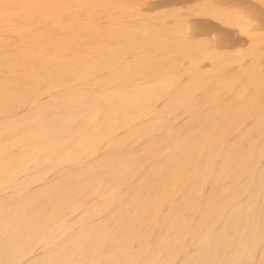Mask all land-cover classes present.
Here are the masks:
<instances>
[{
  "label": "bare ground",
  "instance_id": "obj_1",
  "mask_svg": "<svg viewBox=\"0 0 264 264\" xmlns=\"http://www.w3.org/2000/svg\"><path fill=\"white\" fill-rule=\"evenodd\" d=\"M148 1L0 0V195L4 192L2 188L6 189L10 181L15 182L17 176L33 172L32 175H27L29 179L21 176L27 179V183L13 185L17 189L11 190L15 198L19 194L25 193L22 199L29 195L23 201L19 200L22 203L18 202L17 205V202L10 200V204H6L5 192V202L0 199V238H7L3 241L8 240L3 248L6 252L11 250V256L12 252L15 253L12 251L15 245L18 250L21 248L22 243L18 246L16 240L21 241L25 233L28 234L25 231H34L36 234L35 230L40 228L37 231L40 234L41 227H47V230H43L48 231L46 234H52H48L49 236L59 234L58 238L60 235L64 238L55 239L51 244V241L47 242L50 247L46 249L48 252L41 251V254L33 256L31 264H139L144 259L148 260L146 264H155L160 261L162 255L164 257L165 254L179 250L178 246L184 238V233L189 229L188 224L192 223H185L188 221L186 217L187 220L183 222L182 216L197 206L196 192L200 191L198 188L202 181L207 179L209 183L208 178L214 176L216 179L220 176V179V174L231 171L234 173V169L242 162L238 161L239 157L246 150L251 152L254 148L253 145L251 150H245V146L253 143H256L253 152L256 151L261 160L260 167L256 166V174L261 173L255 179L261 178L262 174L263 179H259L260 182L262 180V188L260 182L258 186L264 189V0H257L259 10L256 16V39L255 36L253 38L254 34H249L250 29L246 25L242 27L240 19L244 12H237L238 9H243V5L239 6L240 8L236 5L237 10L234 7L233 10L224 0H201L194 1L197 3L189 7V10L186 8L190 15L209 17L225 26H239L241 34L249 37L246 50L240 47L243 49L242 53L239 52V56L232 59L228 58L229 55L226 57L216 53L214 49L217 47L215 44L212 46L210 41L187 37L184 29L188 28L191 22L186 21L187 16L183 17V14L180 16L178 13V21L169 27L170 25L160 23L161 15L158 16L157 12L153 11L154 8L151 13L155 14H151L149 8L146 11L150 14L144 12L143 8H146ZM169 10L168 12H171ZM177 11L185 12V9ZM247 17L252 18L249 15ZM250 19L249 21H252ZM255 50L256 58L252 65H245V60L243 64L242 57L253 55ZM205 60L209 65L200 67L201 62L204 63ZM232 66L236 67L231 69ZM256 70L257 78L254 79L251 75H255ZM176 113L178 118L174 116ZM185 114L189 118L187 116L188 120L182 123ZM171 115L177 119L176 128L174 126V130H166L165 135L161 133L164 135L162 137L159 132L168 126L171 127V122H174L171 121ZM168 116H171V119ZM168 118L171 122L166 123ZM246 122H250L251 127H257L254 128L257 129L256 139V132L249 136L251 138L247 137L245 132L251 127L247 126L248 123L245 124L246 127L243 126ZM247 133L251 134L249 131ZM233 134L235 136H232ZM229 135L235 138L233 142H224L226 137L231 138ZM142 140L143 142H140ZM253 140L255 141L252 142ZM244 164L243 168L236 169L238 172L230 173L231 180L240 183L245 174L253 177L256 170L250 166L252 163L246 162V166L249 164L251 167L250 170L246 169ZM53 166H57V169L53 170L57 174H54L56 180L45 184L47 178L44 181L43 178L53 172ZM249 171L252 174L249 175ZM228 175L229 173L227 177ZM51 176H47V181ZM222 180L227 183V178ZM42 181L44 184L38 186L37 183ZM35 183L38 188L31 190L29 187ZM11 184L10 189L13 188ZM219 185L215 184L212 188L209 184L208 192H214L215 187L218 192ZM229 186H223L226 190L223 188L221 194L222 190L218 192L220 195L211 197L210 200L207 198L210 196H207L206 200L203 199L209 195L207 191L203 198L198 199V203L202 199L206 203L203 206L198 204L200 211L195 209L199 211L196 215L200 217L195 219L196 226L192 227L190 234L196 241L202 240L201 244L203 239L209 242L208 245L206 242L205 247H201V251L192 259L188 258L190 262L186 263L203 264L199 261L201 253L215 255L222 247L224 250V242H227L229 236V222L225 221L227 218L222 220L223 222L217 220L220 219L221 213L219 218H216L215 213L218 210L215 209L224 202V207H221L226 208L225 198L230 193V197L237 195L235 200L239 201L238 193L235 195L232 189L228 191ZM234 188L236 187H233L236 192ZM239 190L237 192H240ZM244 190L245 188L243 192ZM7 191L5 197L9 200ZM181 191L182 195L176 200L175 197ZM256 193L259 195L261 191ZM202 194L203 192L199 196ZM165 200L170 204L176 201L177 205L173 208L174 205L171 204L173 209L170 207L169 217L167 216L169 221L165 222L166 225L162 224L164 228L159 226L162 231L157 232L151 239L149 235L153 230L149 231L150 228L147 227L151 225L153 229H157L154 225L158 223L154 217V220H148L151 222H147L149 225L146 223L148 226L144 228L143 222L150 215V210L156 211ZM248 200L243 203H248ZM257 201L254 202L255 205H258ZM12 202L15 204L11 205ZM233 203L234 201L232 205ZM236 203L237 207L234 205L233 208L227 209H233L232 214L241 216L243 206H239L237 201ZM254 203L247 208L253 209ZM260 205L259 207L262 206ZM67 209H72L71 214L82 212L83 217L81 214H74L79 216L78 219L81 218L80 221L77 219V224L80 223L84 228L82 232L77 230L80 234L72 235L69 230L61 228V218L70 215V210ZM212 209L215 211L212 213L213 217L208 214ZM35 210H42L44 214L36 216ZM11 211L13 215L9 214ZM164 215L166 216V212ZM151 216L152 214L149 217L153 218ZM232 216L235 218L237 215ZM90 217H101V221L96 227L92 226L88 223ZM230 217L229 220L233 218ZM241 217L242 219L238 218L243 221L244 217ZM255 217L258 223L259 216ZM194 218L195 216L193 221ZM237 219L236 221H240ZM247 219L249 220L247 217L243 222ZM74 220L76 221V218ZM75 221L72 220L74 225ZM251 221L253 224L254 220ZM93 222L95 223L94 220ZM221 222L224 227V223H228L225 233L227 237L225 236L226 241L223 243H219L214 237L221 232ZM232 223L230 225L233 230L236 225L233 226ZM245 226L242 229L245 230ZM248 226L249 224L246 227ZM237 228L235 227L236 230ZM22 229L25 232L23 236L20 233ZM235 229L233 231H236ZM242 229L238 230L240 234H234L243 238L241 232L246 231H241ZM35 234L33 233L35 237H39ZM42 235L45 234L42 232L40 237ZM230 235L229 237H234L233 234ZM235 238V242H232H241L240 238H237L238 241ZM252 238L254 239L253 236ZM244 241L245 244L250 242H246V238ZM25 243L30 244V241ZM133 244H137V248L133 247ZM229 246L232 249L234 247L233 243L228 244ZM236 246L235 256L243 248L239 244ZM231 254L228 255L232 260L234 255L230 256ZM14 255H9L8 258L12 260ZM8 258L6 260H9ZM211 260L215 261L214 257ZM220 262L222 263L219 260V264ZM237 262L240 263L238 257ZM216 263L218 264V260Z\"/></svg>",
  "mask_w": 264,
  "mask_h": 264
},
{
  "label": "rangeland",
  "instance_id": "obj_2",
  "mask_svg": "<svg viewBox=\"0 0 264 264\" xmlns=\"http://www.w3.org/2000/svg\"><path fill=\"white\" fill-rule=\"evenodd\" d=\"M151 1V2H150ZM194 1H197V2H199V1H201V0H153V2H152V0H149L147 3H146V8H143L144 9V12L146 11V9L147 8H149L148 10L150 11V13H151V10L153 9V11L156 13V14H158V16H160L161 18V21H160V23H162V24H165V25H170L169 27H171V26H173V25H175V23H176V21H178V17H180L181 15L180 14H183L184 16L183 17H186L185 19H187L186 21L189 23L190 21V23H189V25H188V28L186 27L184 30L186 31V36L188 37V36H190V37H196V39L197 38H199V39H204V41H210V42H212L211 43V45L213 44H215V47H217L216 49H214V50H216V53H218V54H223V55H225L226 57H228V55H229V57L228 58H236V57H238L239 55V52L240 53H242V50L243 49H245L246 50V45H247V42L249 41V37H246V35H243V34H241V32H240V30H239V26L237 27L236 25H231V26H229V25H226L225 26V24H223L222 22L220 23L219 21H217V20H215V19H212V18H209V17H199V16H197V15H190L189 14V12L187 11V10H189V7H192V6H194L197 2H194ZM225 1V3L227 4H229V6L230 7H236V5H237V7H241L242 5H243V9H241L240 7V9H238V12L237 13H239V10H242V12H244V18L242 17V19H240L241 20V24H242V27L244 26V25H246L248 28V32H249V34L251 33L252 35H253V38H254V36H255V39H256V37H257V27H258V25H257V23H258V18L256 17V16H258V10H259V2L257 1V0H227V2H226V0H224ZM233 2H235V3H233ZM232 3V4H231ZM241 3V4H240ZM232 6H231V5ZM233 4H234V6H233ZM256 4V5H255ZM188 5V6H187ZM189 5H191V6H189ZM144 6V7H145ZM246 6V7H245ZM159 7H161V8H159ZM169 7H171V8H169ZM172 7H174V8H172ZM156 8V9H155ZM159 8V9H158ZM185 9V12L184 11H177L178 9L179 10H184ZM186 8H187V10H186ZM233 8V10H237V8H235L234 9ZM246 8V9H245ZM167 9V10H166ZM169 9H171V10H169ZM176 9V11H177V13H176V11L174 12V10ZM146 11L148 14H150L149 13V11ZM168 10L169 11H173L172 12V15H171V12H168ZM246 11V12H245ZM159 12V13H158ZM180 12H183V13H180ZM189 14H187V13ZM241 12V11H240ZM155 13H151V14H155ZM178 13H179V15H178ZM251 13V14H250ZM175 14V15H174ZM177 14V15H176ZM187 14V15H186ZM240 14V13H239ZM255 14V15H254ZM250 16V17H252L251 19L249 18V17H247V16ZM253 15L255 16V18H253ZM166 16V17H165ZM192 16H193V18H192ZM166 19H165V18ZM173 17H176V18H173ZM246 18V19H245ZM170 19V20H169ZM190 19V20H189ZM249 19L250 20H252V21H249ZM164 20H165V23H164ZM174 20H175V22H174ZM189 20V21H188ZM239 20V21H240ZM159 21V20H158ZM172 21V22H171ZM255 21H257V22H255ZM166 22H167V24H166ZM250 22H252L251 23V25H250ZM254 22V23H253ZM169 23H171V24H169ZM173 23V24H172ZM191 23H192V26H191ZM195 24V25H194ZM240 24V23H239ZM246 26H244V27H246ZM254 26H255V28H254ZM192 29H191V28ZM196 27V28H195ZM228 27V28H227ZM236 27H237V29H236ZM241 27V26H240ZM251 27V28H250ZM190 28V29H189ZM253 28H254V30H253ZM251 29H252V32H250L251 31ZM256 29V30H255ZM190 31V33H191V35H189L190 33L188 32V31ZM184 31V32H185ZM193 31V32H192ZM193 33V34H192ZM197 33V34H196ZM201 35V36H200ZM251 35V36H252ZM202 37H206V38H202ZM194 38H192V39H194ZM251 38V40L253 39L252 37H250ZM206 39V40H205ZM210 39V40H209ZM255 39H253V41L254 42H256V40ZM253 42V43H254ZM212 45V46H213ZM240 47L242 48L243 47V49L241 50L240 49ZM245 47V48H244ZM214 48V47H213ZM221 52V53H219V52ZM223 52V53H222ZM235 52H236V54H235ZM256 50L252 53L253 55H251L252 57H254V59L251 57V56H245V57H242V59H241V62L243 63L244 62V60H245V65L247 64H249L248 66H250V65H252V63H253V61L255 60V58H256ZM234 53V54H233ZM232 55H235L234 57L232 56ZM246 60H247V62H246ZM202 64H200V67H207L208 65H209V62L208 61H204V63H203V61L201 62ZM243 63V64H244ZM203 65V66H202ZM234 67H236V66H234ZM233 66H232V68L231 69H233L234 68ZM254 72V71H253ZM257 70H256V72H255V75H251V77H255L254 79H256L257 78ZM252 74H254V73H252ZM252 78V80L253 81H255L254 79ZM251 79V78H250ZM252 80H249V81H252ZM177 114V115H176ZM176 114H174V116H175V118H178L179 116H178V113H176ZM186 116V118H187V114H185ZM172 116V115H171ZM171 116H168L170 119H171ZM174 116H172V120L171 121H173L174 120V122H171L170 121V119L168 118L167 119V121H166V123H168V121L169 122H171V127L170 126H168L166 129H163V130H161V132H159V134L163 137L165 134H166V132L168 131V129H170V130H174V126H175V128H176V121L175 120H177V119H175V118H173ZM178 116V117H177ZM185 117H183L182 118V120H181V122L183 123V122H185V121H187L188 120V118H189V116H188V118L187 119H184ZM185 120V121H184ZM173 123V124H172ZM247 123L248 122H246V123H244V125L243 126H245L246 127V125H247ZM246 124V125H245ZM242 126V127H243ZM247 126H250V122L248 123V125ZM255 126V125H254ZM251 127V126H250ZM252 127H253V125H252ZM252 127L250 128V130H246V134L248 135L247 137H249L250 135L251 136H253V134L252 133H254V132H256L257 131V129H254V128H257V127H253V129H252ZM173 128V129H172ZM248 128V127H247ZM249 129V128H248ZM167 130V131H166ZM249 131V133H251V134H248L247 132ZM164 132V133H163ZM164 134V135H162V134ZM158 134V136H160ZM256 134V136L254 135V139H256L257 138V132L255 133ZM229 136H231V135H229ZM232 136H235L234 134L232 135ZM231 136V138H229V137H226L225 138V140H224V142L226 141H228L227 143H229V141H230V143H232L233 142V139H235L234 137H232ZM228 138V140H226ZM249 138H251V137H249ZM231 139V140H230ZM255 140H253L252 142H254ZM140 142H143V140L142 141H140ZM254 145V150L256 149V143H253V144H251V145H249V146H245V150L246 149H249V150H251L252 148H250L251 146H253ZM253 149H252V151L250 152V151H248V150H246L245 151V153L244 154H242L239 158H240V160H238V161H242L243 163H245L244 164V167L246 166V162L247 163H252V165H250V166H252V169L255 171L256 170V168L258 167H260V163H261V160H260V158H259V156L256 154V151L255 152H253ZM248 152V153H247ZM252 152H253V154H252ZM249 153L251 154V155H249ZM247 154L250 156V158L248 159V157L249 156H247ZM256 154V155H255ZM246 155V156H245ZM256 157H255V156ZM254 156V157H253ZM253 157V158H252ZM254 159V160H253ZM256 159V160H255ZM246 161V162H245ZM251 161H253V162H251ZM239 162V163H240ZM240 163V166H237L235 169H234V173H236V172H238L237 170H239L240 168H243V163ZM249 166V164H247V168L246 169H248V170H250L251 169V167ZM257 166V167H256ZM54 167V166H53ZM249 167V168H248ZM253 167H255V168H253ZM70 168H72V167H70ZM257 168V169H258ZM57 169V166L56 167H54V168H52V171L53 170H56ZM237 169V170H236ZM253 170H252V173H253ZM55 171H53L52 173H48L47 175H45V178H43V181H44V179H48V177L49 176H51V174H52V176H53V178H51L52 180H50V178H49V181H47V179L44 181L45 182V184H49L50 183V181L51 182H53L54 180H56V177H55V175H57L56 173H54ZM251 171H249L248 173H249V175L250 174H252V173H250ZM256 172H257V170L253 173L254 175H256V176H254V175H252L253 177H254V179H253V177H251V175H250V177L248 176V174H245L246 176L245 177H247V179L244 177V175H243V179H241L240 180V183L239 182H235V181H233V180H231L230 179V177L229 176H231L230 175V173L231 174H234V173H232V171L231 172H226L227 174L229 173V175H228V177H229V179H230V182L228 181V177H227V174H225V173H223V174H220L221 175V177L222 178H220L219 179V177L217 176L216 177V179L214 178V176L213 177H211V178H208V179H210L209 180V183H208V181H206L207 179H205V180H200V181H202V183H201V188L199 187L198 188V190L200 189V191L199 192H196V194L198 195V197H196L195 199L197 200H194V201H196L197 202V206H195L194 208H193V210H191V211H186L185 212V215L183 214V222H185V219L187 218L188 219V221H186L185 223H189V221H192V223L190 222L188 225H190V226H188V228L190 229H188L187 230V232H189V233H184V238H183V240H182V242L180 243V245L177 247L179 250H177V251H175L174 250V253L172 252V253H169V254H165L164 255V257H163V255H162V257H161V259H160V261H158L157 263H155V264H180L181 262L183 263V264H188V263H186V262H190V260L189 259H192V257L196 254V253H198V252H200L201 251V247H205V244H206V242H207V244L206 245H208V242L209 241H207L206 239L204 240L203 239V244H201L202 243V240H198V241H196V239H194L192 236H191V234H190V231L192 230V227H194V226H196V220L195 219H198L199 217H200V215H199V217H198V215H196V213L198 214V212L201 210H199V205H204L205 203H206V201H204V200H206L207 198H209L208 200H210V198L212 197H214V196H217V195H220L222 192H223V190L225 189V187H226V185L227 184H229V185H227V187L226 188H228V186H229V189H228V191H230V189H232L231 191L232 192H234L235 193V195L238 193V197H240L239 198V201L238 200H235V197H237V195L236 196H233L234 197V200H232V198L233 197H230L231 195H232V193H230V194H228L227 196H228V198H227V196H226V198H225V201H226V203H227V205H226V208H222L221 206H223V205H225L224 203H222L221 204V206H219L218 208H216L215 209V211L216 210H218V211H216V213H215V216H216V218L218 217L219 218V213H221V217H220V219H217V220H220V221H222V220H224L225 218H227L225 221L227 222H229V226H227L228 225V223H224L225 224V227H224V225H223V221L221 222L222 223V226L225 228H223L222 226H220V229H221V232L219 231L218 233H217V237L216 236H214L215 238H217L216 240L218 241L219 240V243L221 242V243H223V241H226V238H225V236H226V226H227V229H229V230H231V231H229V230H227V236L229 235V236H231L230 234H233L234 235V237L233 238H235V240L236 241H238V239H239V242L241 243H238L239 244V246L241 245L243 248L241 249V251H239L238 252V255L236 254V256L234 255L235 254V251H236V248L234 249V247L236 246V244L234 243L235 241H234V239L233 238H231V237H229L228 236V238H227V242H224V250H223V247H222V249H219L218 250V252L215 254V255H211L210 253H208V252H204V253H201L200 254V257H199V261L200 262H202L203 264H217L216 263V261L218 260V264H219V260L220 261H222V263L220 262V264H229L228 262H231L230 264H235L236 263V261H237V257L239 258V262H240V260H244V261H241L240 263H236V264H264V210H261L262 208L264 209V202H262L263 200H264V194H263V191H264V189H260V183H261V188H262V180H261V182H260V180L259 179H263V176H262V174H260L261 175V178L259 177V179L257 178V179H255V177H257V175H259V173H261V172H259L258 174H256ZM33 174V172L32 173H30V174H25V175H23V174H20L19 176H17L18 178H16V180L18 181L17 183H16V180H15V182L14 181H10V184L12 185L11 187H13L14 188V186L13 185H16V184H19L20 182H26L27 183V179H29L28 178V176L29 175H32ZM50 174V175H49ZM55 174V175H54ZM24 177H26L27 179H23L22 177L23 176ZM28 175V176H27ZM224 175V176H223ZM22 176V177H21ZM48 176V177H47ZM216 176V175H215ZM44 177V176H43ZM225 177V179L227 178V183H225V180L223 181L222 179ZM22 178V179H21ZM21 180V181H20ZM24 180V181H23ZM248 180V181H247ZM249 180H250V182H249ZM253 181V183H252V181ZM258 180V182H256V181ZM43 181L42 182H40V183H37L38 184V186H40V185H42V184H44L43 183ZM47 181V182H46ZM206 181V182H205ZM215 182V184H217V185H219L220 186V189L218 188V192H220L221 190V192H220V194L217 192V189H216V187H215V189H214V192H213V190H211V192L213 193V196H211L212 195V193H210V192H208V191H210L209 190V188H210V186L212 185V184H214V182ZM221 181H222V183H221ZM241 181H243V183L241 182ZM244 181H247V182H244ZM14 182V183H13ZM55 182V181H54ZM205 182V183H204ZM224 182V183H223ZM236 184H235V183ZM249 182V183H248ZM254 182H256V183H254ZM260 182V183H259ZM42 183V184H41ZM212 183V184H211ZM219 183V184H218ZM241 183L243 184V185H241ZM245 183H247L249 186H250V184H252L250 187H252V188H250L247 184H245ZM257 183H259V184H257ZM10 184L8 183L7 184V186L5 187L6 189H4V188H2L3 190H4V195L5 196H7L6 195V190H8L7 191V194L9 195L8 196V199H9V197H10V199L9 200H7V197H5L4 196V198H6L5 200H6V204H10V202L11 201H14V202H17L16 204L18 205V202H19V200H24V199H26L27 198V196H29V195H27L24 199H22L23 198V196L22 195H25V193L24 194H19L16 198H15V195L14 194H12L13 192L12 191H14L15 189H17L16 187L13 189V188H11L10 189ZM209 184H210V186H209ZM214 184V185H215ZM222 184H226V185H223V186H225V187H223L222 186ZM232 184H233V186H232ZM33 185V184H32ZM203 185V186H202ZM205 185H207L206 187H204ZM214 185L213 186H211L212 188H214ZM259 185V186H258ZM16 186H19V185H16ZM34 186V187H33ZM33 186H30L29 188L31 189V190H34L35 189V187H37L38 188V186L36 185V183L33 185ZM237 186L240 188V190H239V188H237ZM257 186H258V188H257ZM233 187H236V188H234V189H236V192L233 190ZM29 188L27 189L28 191H29ZM34 188V189H33ZM205 188H206V190H205ZM211 188V189H212ZM224 188V189H223ZM242 188V189H241ZM245 188V190H244V192H243V189ZM246 188H248L249 190L247 191V189ZM204 189V190H203ZM240 191V192H237L238 190ZM254 189H256V190H254ZM259 189V190H258ZM1 190V189H0ZM12 190V191H11ZM197 190V191H198ZM226 190V189H225ZM241 190H242V192L244 193V195L242 196L241 195ZM208 192V194L209 195H206L205 196V194H207V192ZM254 191V192H253ZM260 192L261 191V194L260 193H258L259 195H257V193L256 192ZM11 193V194H9V193ZM32 192V191H31ZM182 192L183 191H181V193H177L178 195L175 197V199L177 200V199H179L178 197H180V195H182ZM203 192V194H202V196H199V195H201V193ZM215 192H217V194L215 195ZM3 193H1V197L2 198H0L1 199V201L4 203L5 202V200H4V198H3ZM199 193V194H198ZM242 193V194H243ZM248 193V195H246V194ZM251 193H256V195H251ZM10 195H12V196H10ZM176 195V194H175ZM240 195V196H239ZM249 195H251L252 197L254 196L255 198H256V200H254L253 201V199H254V197L253 198H251V196H249ZM205 196V197H204ZM207 196H210V197H207ZM256 196H258V198L256 197ZM261 197V199H260V197ZM13 199H12V198ZM21 197V199H19ZM200 197V198H199ZM204 197V198H203ZM207 197V198H206ZM230 197V198H229ZM243 197V198H242ZM244 197H245V199H244ZM246 197H249L248 199L249 200H251L252 199V201L250 202ZM201 198H203L202 200L204 201H202V200H200V203H198L199 201H198V199H201ZM211 198V199H212ZM4 201H3V200ZM15 199H17V201L15 200ZM174 199V200H175ZM227 199H230V200H232V201H230V200H227ZM238 199V198H237ZM240 199H242V200H240ZM11 200V201H10ZM207 200V201H208ZM246 201L247 202V200H248V203H246V204H244L243 203V201ZM258 200V201H257ZM22 201L21 202H19V204L20 203H22ZM201 201H202V203H201ZM234 201V203H233V205H232V202ZM236 201L237 202H239L238 203V205L239 206H243L242 208H243V212H242V214H241V216H243L244 217V219L246 220V218L248 217L249 218V220L247 219V224H245L246 222H243V221H245L244 219H243V221L241 220L242 219V217L241 216H239L237 213H233L232 214V210L233 209H229V211H228V209H227V207H231V208H233V206L235 205V207H237L236 205H237V203H236ZM244 201V202H245ZM255 201H257V204L258 205H255ZM14 202H12V204L11 205H13V203ZM164 202H166V200L165 201H162V203H164ZM176 201H174V202H171V204L172 205H174L173 206V208L177 205V202H176V204H174ZM230 202V203H229ZM243 204H242V203ZM250 202V203H249ZM255 202V203H254ZM259 202V203H258ZM261 202V203H260ZM160 204V205H162V206H159L157 209H156V211L155 210H150V212L151 213H149L150 215L152 214V216L151 217H153V218H150L149 216H147L146 217V221L145 222H143V227L144 226H148L149 224L147 223V222H151L152 220H154V217H155V221H157L156 223H158V224H155L154 225V228H155V226L157 227V229H159L160 228V230H158L157 231V229L155 228V229H153V227H151V225H149L150 227H147L148 229L150 228V230L149 231H151V230H155L154 231V234H153V231H151L152 233H150V235H149V237H151V239L152 238H154V236L155 235H157L158 233L157 232H161L162 230V228H164L165 226L164 225H166V223L169 221V213H170V211H171V208H172V205L170 204V202L169 203H164V204ZM253 203H254V207H253V209H251V210H249L248 208H249V206L252 204L253 205ZM15 204V203H14ZM170 204V205H169ZM194 204V203H193ZM199 204V205H198ZM241 204V205H240ZM259 204H261L260 206L262 207H259ZM163 205H164V207H163ZM194 205H196V203L194 204ZM194 205H192V206H194ZM230 205V206H229ZM167 206H169V208L167 207ZM247 206H248V208H247ZM256 206V207H255ZM160 207H162L161 209H160ZM198 207V208H197ZM224 207V206H223ZM244 207H246V208H244ZM164 208H168L167 210H165ZM172 208V209H173ZM200 208H201V206H200ZM251 208V207H250ZM259 208V209H258ZM117 209V208H116ZM158 209H159V211L161 210V212H159L158 211ZM195 209H198L197 211L195 210ZM220 209H222V210H224V211H222L221 212V210ZM247 211H246V210ZM255 209H257L258 211L259 210H261V211H256ZM45 209H43V211H44ZM67 210H70V211H68V212H70V213H68V214H70V215H68L67 214ZM65 212H66V214L69 216V217H71L72 218V220L73 221H75L74 219L76 218V221L74 222L76 225H78V226H76V225H74L73 224V222H72V220H71V218H68V216L66 217V215H65V217L64 218H67V219H70V221L69 220H67V219H64V218H61V225H63L61 228L62 229H66V230H69L71 233H72V235H77V234H80V232H82V231H84V228H82V226H81V224L80 223H78L77 224V222H79L80 221V219H78L79 218V216H80V214H81V216L83 217V214H82V212L79 214V212L80 211H76V209H75V211H76V214H78L79 216H75L76 214L75 213H73V214H71L72 212H71V210L72 209H67ZM115 210V209H114ZM169 210V211H168ZM214 209H212V211H213ZM231 210V211H230ZM255 210V211H254ZM35 211H37V212H35L34 213V215H36V216H40V214L42 213V214H44L43 212H42V210H41V212L39 211V210H35ZM74 210H73V212H75ZM163 211H164V213L166 212V216L164 215V213H163ZM196 211V212H195ZM210 211L208 214L209 215H211L212 217H213V215L214 214H212V213H214L215 211ZM228 213H227V212ZM246 211V213L248 214L249 213V211H250V214H246V213H244ZM252 211V212H251ZM168 212V213H167ZM190 212V213H189ZM192 212V213H191ZM195 212V213H194ZM254 212H255V214H254ZM64 213V212H63ZM225 213H226V215L228 216H226L225 215ZM229 213H230V216H229ZM253 213V214H252ZM256 213H258V214H256ZM9 214H12L13 215V212L11 211V213H9ZM27 213H25V215H26ZM31 213H29V214H27V215H30ZM75 214V215H74ZM168 214V215H167ZM191 214V215H190ZM194 214V215H193ZM217 214V215H216ZM237 215L239 218H241V219H239L237 216V218L240 220V221H242V223L240 222V221H236V217L234 218L232 215ZM260 214V215H259ZM262 214V215H261ZM11 215V216H12ZM63 215V216H64ZM103 215L105 216V214L103 213ZM102 214L100 215L102 218L104 217ZM188 215V216H187ZM223 215V216H222ZM245 215V216H244ZM246 215H247V217H246ZM252 215H254V216H252ZM255 215L256 216H259V218H258V223L256 222V218L257 217H255ZM165 216V217H164ZM168 216V217H167ZM195 216V218H194V220L195 221H193V217ZM214 216V217H215ZM226 216V217H225ZM252 216V217H251ZM62 217V216H61ZM101 217H99L100 219H101ZM149 217V218H148ZM157 217H159L158 219H156ZM167 217V218H166ZM186 217V218H185ZM229 217L230 218H234V220H235V222H234V220L233 221H231L232 219H230L229 220ZM74 218V219H73ZM99 218H94V219H92V217H90L89 219H88V223L89 224H91L92 226L93 225H95V227L97 226V223H100V219ZM250 218H251V220H254L255 221V223H254V221H253V224H251L252 223V221L250 220ZM254 218V219H253ZM63 219V220H62ZM77 219L79 220V221H77ZM97 221H96V220ZM99 219V220H98ZM152 219V220H151ZM164 219L166 220V221H164ZM186 219V220H187ZM190 219H192V220H190ZM237 219V220H238ZM262 219H263V221H262ZM60 220V219H59ZM93 220L95 221V223L93 222ZM148 220H151V221H148ZM159 220H161V222L159 221ZM224 221V222H225ZM71 222V223H70ZM163 222V223H162ZM166 222V223H165ZM232 222H234V223H232ZM251 222V223H250ZM94 223V224H93ZM145 223V224H144ZM148 225H147V224ZM165 223V224H164ZM193 223H195V224H193ZM230 223H232V225L233 226H235L236 228L237 227H239L240 226V228L238 229L237 228V230L235 229V227H233V230L235 229L236 231H233L232 230V226L230 225ZM239 223H241L240 225H239ZM243 223H244V225H243ZM262 223V224H261ZM160 224V225H159ZM162 224H164V225H162ZM191 224H193V225H191ZM227 224V225H226ZM235 224V225H234ZM237 224L239 225V226H237ZM249 224V226L248 227H246L247 225ZM262 226H261V225ZM73 225V226H72ZM219 225V224H218ZM241 225H243V226H241ZM246 225V226H245ZM251 225H253V226H251ZM159 226H162V228L161 227H159ZM244 226H245V230L244 229H242V228H244ZM251 226V227H250ZM256 226H257V228H256ZM222 227V228H221ZM250 227V228H249ZM254 229H253V228ZM263 227V228H262ZM42 228V230H41V233L39 234V233H37V231L40 229H36L35 231H36V234H38L39 235V237H37V235L35 234V232L33 231V232H31V231H25V228H23L24 229V231L25 232H27L28 234H26L24 231H23V229L21 230V235L23 234V233H25V235H24V237H23V239H24V241H23V239L21 240V241H19L20 239H17L16 240V242L18 243V246H19V243H22V244H20V246H21V248L19 247V250H18V247H16V245L14 246L15 248H14V250L12 249V251H15V253H17V254H19V256L16 254V255H14L15 253L14 252H12V256L14 255V257L13 258H11L12 260H10V258H8V257H10L11 256V250L9 251L10 252V254H9V252H6L5 250H4V248L6 247V243L8 242V240H7V242H3V241H6V239H5V237H2V238H0V252L1 253H3L2 254V256H4V258L1 256V253H0V257H2V258H0V264H3L4 262H5V264H12V261L14 262V264H27V261H28V264H31L32 262V259L31 258H33V256L35 257V256H37L38 254H41V251L43 252V251H46V249L48 250V248L50 249V247L48 246V243L47 242H49V241H51V242H49L50 244L52 243V241H55V239H58V240H61V238H64V236L63 235H60L59 236V238L57 237L59 234H57V235H53V236H49V235H52V234H46L48 231H44V230H47V227H45L46 229H44L43 227H41ZM76 228V230H74ZM99 228V227H98ZM145 228V227H144ZM195 228V227H194ZM44 229V230H43ZM240 229H242L241 231H246V232H241V234H243V238H242V236H237L238 235V233H239V231L238 230H240ZM247 229V230H246ZM249 229H253V231L252 230H250L249 231ZM80 230V232H78V231ZM225 232H224V231ZM23 231V232H22ZM238 231V232H237ZM257 231V232H256ZM260 231V232H259ZM29 232L31 233V234H29ZM40 232V231H39ZM42 232L45 234V235H47V236H45V235H42L41 237H40V235L42 234ZM229 232V233H228ZM234 232H236L237 233V235H236V233L234 234ZM33 233L36 235V237L33 235ZM77 233V234H76ZM149 233V232H148ZM157 233V234H156ZM222 233V234H221ZM262 233V234H261ZM151 234H153V235H151ZM218 234H221L220 236H218ZM223 234H225V235H223ZM240 234V233H239ZM26 235H28V238H30V239H28V238H26ZM29 235L31 236V237H29ZM236 235V236H235ZM247 235H249L248 237H247ZM23 236V235H22ZM45 236V237H44ZM63 236V237H62ZM224 236V237H223ZM226 236V237H227ZM246 236V237H245ZM252 236L254 237V239L252 238ZM56 237V238H55ZM213 237V236H212ZM220 237V238H219ZM239 237V238H238ZM257 237V238H256ZM263 237V238H262ZM224 238H225V240H224ZM231 238V239H230ZM238 238V239H237ZM245 238H246V242H249L248 244H245ZM252 238V239H251ZM2 239H4V240H2ZM40 239H43V240H40ZM47 241H46V240ZM229 239V240H228ZM233 239V240H232ZM251 239V240H250ZM255 239H256V241H255ZM29 242L30 241V244L29 243H25V242H27V241ZM222 240V241H221ZM249 240V241H248ZM36 241H41V242H39V243H37ZM45 241V242H44ZM195 241V242H194ZM205 241V242H204ZM229 241H230V243H233V246H234V244H235V246L233 247V249L231 248L232 247V244H231V247L229 246L228 247V244H230L229 243ZM232 241H234V242H232ZM263 241V242H262ZM16 242H15V244H16ZM34 243V244H33ZM45 243H47L46 244V246H45ZM225 243H226V246H225ZM31 244H33V245H31ZM49 244V245H50ZM238 244H237V246L236 247H238ZM244 244H245V246H244ZM5 246V247H4ZM26 246V248H24ZM135 246V248H137L136 246H137V244H133V247ZM200 246V247H199ZM249 246H251V247H249ZM4 247V248H3ZM28 247H30V248H28ZM46 247V248H45ZM197 247H199L198 249H197ZM245 247V248H244ZM17 248V250H15ZM43 248H44V250H43ZM247 248V249H246ZM248 248H250L249 250H248ZM20 249H22V251L23 252H21V250ZM27 249V250H26ZM176 249V248H175ZM229 249V250H228ZM243 249H246V251H244ZM4 250V251H3ZM25 250V251H24ZM182 250V251H181ZM183 250L185 251V252H183ZM226 250L228 251V252H226ZM234 250V251H233ZM263 250V251H262ZM21 253H20V252ZM49 251H52V250H49ZM248 251V252H247ZM25 252V253H24ZM46 252H48V251H46ZM221 252V253H220ZM244 252H245V254H244ZM6 253H8L7 254V256H6ZM14 253V254H13ZM23 253V254H22ZM44 253V252H43ZM232 253V254H231ZM242 253V255H240ZM22 254V255H21ZM175 254V255H174ZM181 254V255H180ZM183 254V255H182ZM210 256H209V255ZM228 254H231L230 256H233V258H232V260H231V257H229V255ZM247 254V255H246ZM10 255V256H9ZM177 255V256H176ZM205 255H207V256H205ZM244 255H246V256H244ZM11 256V257H12ZM175 258H173V257ZM189 256V257H188ZM202 256V257H201ZM227 256H228V258H227ZM239 256H241V258L239 257ZM251 256V257H250ZM16 257H18V258H16ZM214 257V259H215V261L213 262L211 259ZM244 257V258H243ZM6 258H8L9 260H6ZM17 259V261H16V259ZM189 258V259H188ZM205 258V260L203 261V259ZM208 258V259H207ZM230 258V259H229ZM174 259V260H173ZM188 259V260H187ZM261 259H263V260H261ZM20 260V261H19ZM30 260V261H29ZM185 260V261H184ZM230 260V261H229ZM235 260V261H234ZM206 261V262H205ZM15 262H17V263H15ZM26 262V263H25ZM31 262V263H30ZM185 262V263H184ZM208 262V263H207ZM233 262V263H232ZM247 262H249V263H247ZM146 263H148V260L147 259H144V260H142V261H140L139 262V264H146ZM181 263V264H182ZM86 264H90V263H86ZM196 264H200L199 262H196Z\"/></svg>",
  "mask_w": 264,
  "mask_h": 264
}]
</instances>
